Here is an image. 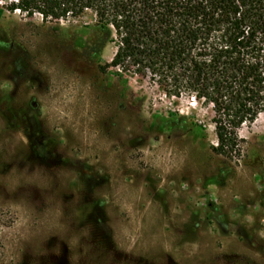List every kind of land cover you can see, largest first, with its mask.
I'll use <instances>...</instances> for the list:
<instances>
[{"label":"rangeland","instance_id":"1","mask_svg":"<svg viewBox=\"0 0 264 264\" xmlns=\"http://www.w3.org/2000/svg\"><path fill=\"white\" fill-rule=\"evenodd\" d=\"M0 0V264H264V114L216 153L194 96L105 65L87 12Z\"/></svg>","mask_w":264,"mask_h":264},{"label":"trees","instance_id":"2","mask_svg":"<svg viewBox=\"0 0 264 264\" xmlns=\"http://www.w3.org/2000/svg\"><path fill=\"white\" fill-rule=\"evenodd\" d=\"M5 8L44 23L93 13L86 42L99 53L115 47L104 69L210 106L218 154H241L239 128L264 114V0H8Z\"/></svg>","mask_w":264,"mask_h":264}]
</instances>
